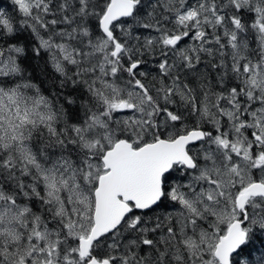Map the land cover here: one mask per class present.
I'll return each mask as SVG.
<instances>
[{
  "label": "rangeland",
  "instance_id": "374dc122",
  "mask_svg": "<svg viewBox=\"0 0 264 264\" xmlns=\"http://www.w3.org/2000/svg\"><path fill=\"white\" fill-rule=\"evenodd\" d=\"M136 1L135 15L112 27L120 53L105 35L91 43L101 53L93 86L104 109L97 104L85 126L74 128L80 159L53 160L48 153L47 162L39 159L23 143L24 128L50 123L48 102L0 86V150L6 144L17 148L8 154L13 159L2 158L11 172L31 164L50 205L47 215L40 213L5 193L0 179V264H86L79 239L94 224L105 151L122 138L139 147L198 129L207 135L189 149L196 168L176 165L165 178L164 199L128 216L95 243L92 256L112 264H218L216 244L240 220L248 247L232 264H264V196L237 206L249 186L264 185V0ZM13 2L25 14L33 5L48 11L46 1ZM39 38L49 48L50 39ZM58 46L72 62V47L64 41ZM11 69L5 61L0 75ZM34 196L27 198L35 203Z\"/></svg>",
  "mask_w": 264,
  "mask_h": 264
},
{
  "label": "trees",
  "instance_id": "16d2710c",
  "mask_svg": "<svg viewBox=\"0 0 264 264\" xmlns=\"http://www.w3.org/2000/svg\"><path fill=\"white\" fill-rule=\"evenodd\" d=\"M42 1L47 2V12H43L45 6L39 8L33 5L31 13L25 14L13 0H0V66L7 60L12 63V69L4 76L0 75V86L14 91L24 90L25 94L41 97L48 102L53 117L50 123L29 124L24 128L23 143H28L39 159L47 162L43 158L44 153H48L53 160L61 155L80 159L78 155L83 152L74 128L85 126L97 104L101 106V111L104 109L93 86L99 78L101 53L91 43L94 40L97 43L103 37L100 19L109 0ZM250 25L249 36L253 37ZM39 37L47 41L50 39L49 48L42 47ZM58 39L61 41L52 42ZM63 41L72 47V62L60 53L58 45ZM230 79L232 81L233 76ZM123 80L128 81L127 78ZM12 142L15 139L8 143ZM12 150H17L16 146L6 144L0 150L6 155L0 158L13 159L8 156ZM3 158L0 160V179L5 182L3 191L47 215L50 205L45 203L38 173L31 164H26L21 171L11 172ZM15 160L23 161L20 155ZM28 196H34L35 203ZM51 225L58 227L57 224ZM61 236L65 238L62 233ZM247 247L246 244L243 248Z\"/></svg>",
  "mask_w": 264,
  "mask_h": 264
},
{
  "label": "water",
  "instance_id": "95a60500",
  "mask_svg": "<svg viewBox=\"0 0 264 264\" xmlns=\"http://www.w3.org/2000/svg\"><path fill=\"white\" fill-rule=\"evenodd\" d=\"M137 4L136 0H110L100 21L104 34L114 39L112 25L131 17ZM178 40L176 37L173 43ZM121 50L122 46L117 44L116 53ZM205 138L203 130H193L173 140L161 138L137 148L131 141L123 138L107 149L102 157L107 172L99 176L94 192V224L89 235L79 240L81 257L88 258L94 243L119 228L133 210L148 211L157 205L164 195L165 175L179 163L189 169L195 168L196 163L188 147ZM257 196H264V185L260 182L253 183L238 197V208L243 209L250 197ZM247 238L243 222H233L226 235L221 236L216 244L215 256L218 263L232 264V256L245 245ZM87 264H111V261L107 258L100 261L92 257Z\"/></svg>",
  "mask_w": 264,
  "mask_h": 264
},
{
  "label": "bare ground",
  "instance_id": "6f19581e",
  "mask_svg": "<svg viewBox=\"0 0 264 264\" xmlns=\"http://www.w3.org/2000/svg\"><path fill=\"white\" fill-rule=\"evenodd\" d=\"M137 7H138V4L135 6V12H134V15H135V13H136ZM100 21H101V19H100ZM100 30H101L102 35H104V32L102 31V28H101V24H100ZM140 213H141V212H140ZM245 245H246V244H245ZM238 254H239V252H238Z\"/></svg>",
  "mask_w": 264,
  "mask_h": 264
},
{
  "label": "flooded vegetation",
  "instance_id": "af4514ba",
  "mask_svg": "<svg viewBox=\"0 0 264 264\" xmlns=\"http://www.w3.org/2000/svg\"><path fill=\"white\" fill-rule=\"evenodd\" d=\"M167 188H168V186L166 185L165 186V191L167 190ZM165 194L167 195V192ZM87 262H88V260H87ZM87 262H86V264H87Z\"/></svg>",
  "mask_w": 264,
  "mask_h": 264
}]
</instances>
